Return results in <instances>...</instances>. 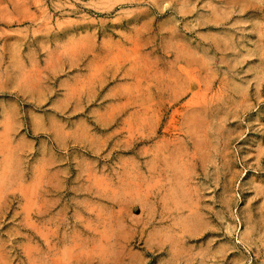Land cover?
<instances>
[{
	"label": "rangeland",
	"instance_id": "rangeland-1",
	"mask_svg": "<svg viewBox=\"0 0 264 264\" xmlns=\"http://www.w3.org/2000/svg\"><path fill=\"white\" fill-rule=\"evenodd\" d=\"M0 264H264V0H0Z\"/></svg>",
	"mask_w": 264,
	"mask_h": 264
},
{
	"label": "bare ground",
	"instance_id": "bare-ground-1",
	"mask_svg": "<svg viewBox=\"0 0 264 264\" xmlns=\"http://www.w3.org/2000/svg\"><path fill=\"white\" fill-rule=\"evenodd\" d=\"M197 100V99H196ZM193 102V101H192ZM190 104V103H189ZM200 119V118H199ZM175 121V120H174ZM152 130V129H151ZM186 132V131H185ZM206 134H207V132H206ZM169 146H170V144H169ZM160 147V146H159ZM152 148V147H151ZM182 150V149H181ZM186 151V150H185ZM165 152V151H164ZM182 152V151H181ZM190 152V151H189ZM174 154V153H173ZM159 157V156H158ZM188 159V158H187ZM177 161V160H176ZM180 161V160H179ZM178 162V161H177ZM167 164V163H166ZM176 164V163H175ZM157 169V168H156ZM172 169V168H171ZM161 174V173H160ZM157 176V175H156ZM173 177V176H172ZM175 178V177H174ZM159 180V179H158ZM128 183V182H127ZM170 183V182H169ZM181 183V182H180ZM179 183V184H180ZM154 185V184H153ZM168 186V185H167ZM166 186V187H167ZM149 188V187H148ZM158 188V187H157ZM165 189V188H164ZM167 193V192H166ZM160 194V193H159ZM171 197V196H170ZM175 200V199H174ZM180 202V201H179ZM31 203V202H30ZM152 203V202H151ZM29 207V206H28ZM152 207V206H151ZM26 209V208H25ZM33 210V209H32ZM155 210V209H154ZM151 213V212H150ZM184 232V231H183ZM45 250V249H44ZM110 258V257H109ZM85 261V260H84ZM73 263V262H72Z\"/></svg>",
	"mask_w": 264,
	"mask_h": 264
}]
</instances>
